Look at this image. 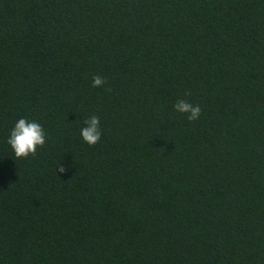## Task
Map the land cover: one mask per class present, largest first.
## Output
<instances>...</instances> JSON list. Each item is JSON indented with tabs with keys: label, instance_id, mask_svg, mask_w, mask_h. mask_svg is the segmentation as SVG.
Wrapping results in <instances>:
<instances>
[{
	"label": "trees",
	"instance_id": "obj_1",
	"mask_svg": "<svg viewBox=\"0 0 264 264\" xmlns=\"http://www.w3.org/2000/svg\"><path fill=\"white\" fill-rule=\"evenodd\" d=\"M0 264H264V0H0Z\"/></svg>",
	"mask_w": 264,
	"mask_h": 264
},
{
	"label": "clouds",
	"instance_id": "obj_2",
	"mask_svg": "<svg viewBox=\"0 0 264 264\" xmlns=\"http://www.w3.org/2000/svg\"><path fill=\"white\" fill-rule=\"evenodd\" d=\"M106 81L100 76L93 77V87H102ZM175 109L180 113H186L189 121H196L201 114L199 106H193L185 100H179L175 104ZM86 127L81 128L80 134L83 140L90 146H95L101 140L100 120L92 116L84 121ZM7 143L15 153L16 159H27L30 155L35 156L37 149L46 143V133L44 128L35 121L19 119L10 133ZM59 171L64 173L66 169L60 167Z\"/></svg>",
	"mask_w": 264,
	"mask_h": 264
}]
</instances>
